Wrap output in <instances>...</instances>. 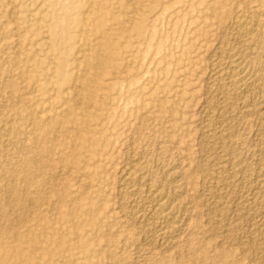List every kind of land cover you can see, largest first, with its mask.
<instances>
[{"label": "rangeland", "instance_id": "374dc122", "mask_svg": "<svg viewBox=\"0 0 264 264\" xmlns=\"http://www.w3.org/2000/svg\"><path fill=\"white\" fill-rule=\"evenodd\" d=\"M28 158L42 190L15 200ZM159 195L165 237L143 226ZM0 209V263L264 264V0H0Z\"/></svg>", "mask_w": 264, "mask_h": 264}, {"label": "bare ground", "instance_id": "6f19581e", "mask_svg": "<svg viewBox=\"0 0 264 264\" xmlns=\"http://www.w3.org/2000/svg\"><path fill=\"white\" fill-rule=\"evenodd\" d=\"M244 12V11H243ZM241 14H243V13H241ZM14 16V15H13ZM17 17V16H16ZM243 17L244 16H241L240 15V13H239V15L237 14V18L239 19V23H240V28L242 29V31L247 27V25H246V22H245V20H243ZM247 17H248V15H247ZM236 18V19H237ZM245 18V17H244ZM249 18V17H248ZM249 24H250V22H249ZM88 25V24H87ZM251 25V24H250ZM239 26V25H238ZM238 26H236V27H238ZM249 27V26H248ZM247 27V28H248ZM86 28V27H85ZM239 28V27H238ZM246 28V29H247ZM251 28V27H250ZM249 28V29H250ZM227 29V28H226ZM236 30H237V28H235ZM234 29V30H235ZM95 31H94V35H96L97 37H98V44H97V46H96V50H95V53H96V58L98 59V60H100V62H101V64H102V62H104V64L105 65H108L107 63H108V53L107 54H103V50H105V48H107V49H110L111 47H112V44H111V41H110V38L108 37V33L104 30L103 31V27H100V26H98V27H96L95 29H94ZM232 30V29H231ZM237 31H239V30H237ZM251 32H252V30H251ZM250 32V33H251ZM240 33H241V31H240ZM243 33V32H242ZM255 33V32H254ZM230 34H231V32H230ZM246 34V33H245ZM236 35V34H235ZM243 35V34H242ZM247 35V34H246ZM235 37V36H234ZM242 37V36H241ZM243 37H245L244 35H243ZM242 37V38H243ZM249 37V36H248ZM247 37V38H248ZM229 38V37H228ZM234 39V38H233ZM250 39V38H249ZM248 39V40H249ZM227 42V41H226ZM241 47V46H240ZM226 48H228V47H226ZM241 48H243V47H241ZM230 51H231V49H229ZM246 50V49H245ZM232 51H234L233 49H232ZM225 52H227V51H225ZM224 52V53H225ZM235 52V51H234ZM234 52H232L233 54H234ZM237 52V51H236ZM232 53H230V55L232 54ZM237 53H239V52H237ZM224 55V54H223ZM227 55V54H226ZM235 55H236V53H235ZM238 55V54H237ZM222 56V55H221ZM229 55H227V57H228ZM234 56V55H233ZM245 56V55H244ZM236 57V56H235ZM239 57V56H238ZM224 58H226L225 57V55H224ZM228 58H230V56L228 57ZM241 58V57H240ZM221 59V58H220ZM231 59V58H230ZM226 60V61H231V60ZM221 61V63H222V60H220ZM224 61V60H223ZM217 62V61H216ZM245 62V61H244ZM86 64V63H85ZM223 64V63H222ZM243 64V63H242ZM87 65L88 64H86V67H87ZM224 66H225V64H223ZM221 66V65H220ZM228 66V65H227ZM241 65H238V63H236V61H233V59H232V69L231 70H233L232 72L233 73H235L237 76H241L242 74H243V76H244V71L242 70V68L240 67ZM226 68H228V67H226ZM230 68V67H229ZM249 68V67H248ZM244 69H246V68H244ZM248 70V69H247ZM247 70H245V71H247ZM229 71V70H228ZM248 71H250V70H248ZM247 71V72H248ZM230 72V71H229ZM252 72V71H251ZM218 73V72H217ZM226 75V74H225ZM249 75V74H248ZM246 76V75H245ZM251 76H252V74H251ZM218 77V76H217ZM229 78V77H228ZM240 78V77H239ZM243 78H245V77H243ZM231 78H229V80H230ZM242 79V78H241ZM240 79V80H241ZM222 80H224L223 78H222ZM228 80V81H229ZM231 80H233V79H231ZM230 80V81H231ZM234 80H235V76H234ZM237 80V82L239 81L238 79H236ZM248 80H249V78H248ZM247 80V81H248ZM214 81V80H213ZM229 81V82H230ZM246 81V82H247ZM216 82V81H215ZM234 82V81H233ZM243 82V81H242ZM241 82V83H242ZM235 84V83H234ZM230 85H232V83L230 84ZM229 85V86H230ZM239 85H240V83H239ZM237 86H238V84H237ZM212 87V86H211ZM240 87V86H239ZM237 88V87H236ZM218 90V89H217ZM222 90V89H221ZM230 91H232V90H230ZM237 93V92H236ZM231 94V93H230ZM215 95V94H214ZM222 95H223V93H222ZM233 96V95H232ZM236 96V95H235ZM209 97H210V94H209ZM224 97V96H223ZM237 97V96H236ZM235 97V98H236ZM221 98V97H220ZM231 98V97H230ZM226 99V98H225ZM228 99V98H227ZM73 100H75V99H71V101L69 100V99H64V102H66V104H68V108H69V110H68V113H67V115L61 120V121H64V122H61L60 120H58V119H56L57 121L56 122H54V123H56V124H59V123H62L63 124V127H64V133H63V135L68 131V130H70V129H76L74 126L76 125V124H78L80 121L81 122H83V120L81 119L82 117H80L79 116V114L76 112L77 110H76V106L75 105H73L72 103L74 102ZM94 100V97H92V96H90L88 99H87V101L88 102H92ZM232 100V99H231ZM217 102H219V101H217ZM216 108V107H215ZM209 110V109H208ZM227 113V112H226ZM211 115H213V114H211ZM211 117V116H210ZM223 121H225V120H223ZM74 125V126H70V125ZM51 128H52V126H50ZM40 133H42V139L40 140V142L42 141V143H44V146H41L40 147V155L42 156V157H46L47 155H48V153H49V149L48 148H46L45 147V145L47 144V142L48 141H50V139L49 138H47L48 137V133H49V131H50V129H49V127H43V128H40ZM79 133V132H78ZM55 134H56V132H55ZM218 134H219V132H218ZM84 139H85V137L83 136V134H81V133H79L78 134V136H77V140L79 141V142H83L84 141ZM205 139V138H204ZM209 140V139H208ZM209 142V141H208ZM217 142V141H216ZM75 146H77L76 144L75 145H73V149L75 148ZM133 153V152H132ZM27 163H26V166H25V169H23L24 170V172H25V180H26V182H27V188H26V190H21L17 185H15V184H8L5 188L8 190V192L10 193V195H12L11 197L13 198V199H15V200H22V201H26V199L24 198V194L26 193V192H28L29 194H32V192L33 193H35V192H41V188H36L34 191H32V190H30V188L32 187V183H33V180H34V177H36L35 176V170H37V171H40L41 169H40V167L39 168H36V166H37V164L38 163H35V160L34 159H27V161H26ZM134 162V161H133ZM138 164V163H137ZM177 166V165H176ZM44 168H45V164H44ZM128 168V167H127ZM179 168V167H178ZM224 170V169H223ZM210 172V171H209ZM147 173V172H146ZM144 174V173H143ZM142 174V175H143ZM179 174V173H178ZM132 176V174L130 173L129 174V178H126V179H123L124 180V182L122 183V184H124V189H125V193H126V196H128V198L129 197H131V196H133L134 195V191H133V189H134V187L133 188H131L130 187V182H132L133 180H131V176ZM128 176V175H127ZM134 177V176H133ZM132 177V178H133ZM141 177V176H140ZM174 178V177H173ZM55 179V178H54ZM57 179V178H56ZM55 179V180H56ZM122 180V181H123ZM137 180V179H136ZM151 180V179H150ZM171 180V179H170ZM218 180V179H217ZM82 181V180H81ZM134 181H135V179H134ZM152 181V180H151ZM142 182V181H141ZM136 183H139V182H136ZM170 183V182H169ZM40 185H42V184H40ZM133 185V184H132ZM131 185V186H132ZM152 185V184H151ZM170 185V184H169ZM135 186V185H134ZM137 186H138V184H137ZM215 186V185H214ZM161 187V186H160ZM163 187V186H162ZM141 188V187H140ZM123 189V188H122ZM210 189V188H209ZM138 190V189H137ZM142 190V189H141ZM150 190V189H149ZM166 190V189H165ZM124 191V190H123ZM122 191V192H123ZM136 191V190H135ZM140 191V190H139ZM37 193V194H38ZM139 193V192H138ZM138 193L136 194V196L138 195ZM161 193V192H160ZM159 193V194H160ZM210 193V192H209ZM148 194V193H147ZM153 194H155V193H153ZM180 194V193H179ZM121 195V194H120ZM163 195V194H162ZM162 195H159V197H158V199L156 200V203H155V205H154V207H153V205H152V207H153V213H154V215L156 216V218L160 221H158L157 223H151V221L150 220H148V223L147 224H144L143 226L144 227H146V228H149L155 235H157V236H161V237H165L166 235H168V231L170 230V228L175 224V222L177 223L180 219H179V216L180 215H178V212L176 211H174V209L172 208V206L169 204V203H167V201L166 200H169V199H166L165 200V198H164V196H162ZM219 195V194H218ZM126 196H125V199H126ZM135 196V195H134ZM220 196V195H219ZM122 197V196H121ZM167 197V196H166ZM223 197H224V194H223ZM127 198V199H128ZM134 198V197H133ZM176 198V197H175ZM183 198V197H182ZM185 198V197H184ZM225 198V197H224ZM152 199V198H151ZM153 199H154V197H153ZM124 200V199H123ZM134 200V199H133ZM138 200H140V199H138ZM155 200V199H154ZM172 200V199H171ZM217 200V199H216ZM28 202H29V204L31 205V207H32V209H36L37 208V198H33V199H29V200H27ZM127 201V200H126ZM131 202H132V199H131V201H130V213H129V215L132 217V218H135L136 217V215L138 214V209L140 208L139 207V204H138V201H137V203H135V202H133V205H131ZM173 202V201H172ZM42 203V202H41ZM140 203H141V201H140ZM191 203H193V202H191ZM218 203V202H217ZM188 204V203H187ZM29 205V206H30ZM174 205V204H173ZM224 205V204H223ZM148 206V205H147ZM143 207V206H142ZM151 207V208H152ZM2 208V207H1ZM176 208V207H175ZM219 209V208H218ZM39 211V210H38ZM140 211V210H139ZM152 211V210H151ZM1 212H2V210L0 209V214H1ZM143 213V212H142ZM152 213V214H153ZM182 213V212H181ZM222 213H224V212H222ZM124 214V213H123ZM262 214V213H261ZM222 215V214H221ZM220 215V216H221ZM258 215V214H257ZM153 217V216H152ZM223 217V216H222ZM128 218H129V216H128ZM148 218V217H147ZM227 218V217H226ZM179 219V220H178ZM151 220H152V218H151ZM154 220V219H153ZM153 220H152V222H153ZM176 220V221H175ZM178 220V221H177ZM190 220V219H189ZM224 220V219H223ZM43 221V220H42ZM150 221V222H149ZM180 222V221H179ZM188 222V221H187ZM253 222V221H252ZM143 224V223H142ZM183 225V224H182ZM184 226V225H183ZM174 227V226H173ZM185 227V226H184ZM228 228V227H227ZM176 230H178V229H176ZM251 230V229H250ZM255 230V229H254ZM253 230V231H254ZM260 230V229H259ZM257 231V230H256ZM173 232H174V230H173ZM170 233V232H169ZM172 233V232H171ZM180 234V233H179ZM182 234V233H181ZM257 234H258V232H257ZM216 235V234H215ZM146 236V235H145ZM169 236V235H168ZM171 236V235H170ZM160 237V238H161ZM172 237V236H171ZM16 239H17V241L18 242H20V244H23V243H25L26 241H25V238L22 236V235H17L16 236ZM156 239H158V238H156ZM169 239V238H168ZM164 240V239H163ZM175 240V239H174ZM173 241V240H172ZM260 242V241H259ZM171 243V242H170ZM253 243V242H252ZM173 244V243H172ZM171 244V245H172ZM160 245V244H159ZM158 245V246H159ZM173 246V245H172ZM258 246H259V244H258ZM157 247V246H156ZM259 248V247H258ZM22 249H24V248H22ZM174 249V248H173ZM169 250V249H168ZM170 251H171V249H170ZM22 252H24V251H22ZM172 252V251H171ZM19 257H21V255H19ZM6 263V259L5 258H3L2 260H1V263L0 264H5Z\"/></svg>", "mask_w": 264, "mask_h": 264}]
</instances>
